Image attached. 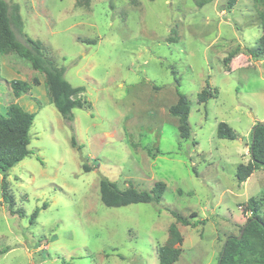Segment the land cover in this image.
Segmentation results:
<instances>
[{"label":"rangeland","instance_id":"1","mask_svg":"<svg viewBox=\"0 0 264 264\" xmlns=\"http://www.w3.org/2000/svg\"><path fill=\"white\" fill-rule=\"evenodd\" d=\"M7 1L21 6L19 39L40 40L66 79L85 86L92 107L75 108L68 121L41 73L18 55L0 54V113L13 101L24 105L8 81L40 78L22 95L36 116L30 154L6 178L12 209L0 174V264H158L172 211L204 220L178 224L184 243L174 264H218L228 236L251 215L244 212L250 197L262 199L264 216V166L241 184L236 179L238 165L251 159L253 127L264 122L255 0L231 9L227 0ZM208 82L213 96L200 103ZM177 84L191 103L189 139L170 113ZM221 121L237 139L217 136ZM103 177L147 190L162 180L166 191L159 203L107 207Z\"/></svg>","mask_w":264,"mask_h":264},{"label":"trees","instance_id":"2","mask_svg":"<svg viewBox=\"0 0 264 264\" xmlns=\"http://www.w3.org/2000/svg\"><path fill=\"white\" fill-rule=\"evenodd\" d=\"M84 0H77L76 6H82ZM212 0H197L199 6H203ZM238 0H227V7L233 8ZM89 4V0H86ZM260 8L262 34L256 53L257 57L264 56V0H255ZM24 30V20L21 14V6L18 3L10 4L7 0H0V54H15L26 60L30 66L41 73L44 77L47 94L50 102L54 104L59 113L68 121L74 119L75 108H91L92 104L84 98L85 86H74L65 77V69L59 66L52 58L47 48L40 40L25 35L21 40L18 33ZM235 52L230 53L225 62L228 63ZM11 92L16 99L23 94H31L33 84L39 83L35 77L28 81L12 79L8 81ZM179 98L170 107V113L179 118L180 137L189 139L192 135V127L189 121L191 103L187 95L179 89ZM213 96L209 82L205 89L198 94L200 103L207 102ZM36 112L27 110L20 102L13 101L7 106L4 114L0 113V174L3 175L2 194L4 200L12 209L15 205L14 197L9 192L7 176L10 170L24 160L30 154L31 128L35 120ZM217 136L235 140L238 135L233 127L225 122H219ZM73 145L77 141L73 138ZM251 159L247 164L241 163L237 167L236 179L238 183L245 182L255 170L264 166V122L254 125L252 131V142L250 145ZM90 170V166H86ZM166 191V183L162 180L156 181L154 186L147 189H138L129 181V186L122 188L117 181L103 177L100 181V193L103 204L107 207H124L139 203H159ZM262 199L250 197L245 205L244 212L251 211L250 217L238 235L228 236L223 250L220 254L218 264H264V216L260 214ZM13 211V210H12ZM39 209L33 213V219L38 216ZM175 221L168 228V239L159 247L158 264H174L183 252L184 235L180 230L179 223L197 226L204 220L191 221L190 218L172 211ZM196 216V213L192 214ZM33 222V220H32ZM6 249H0V255Z\"/></svg>","mask_w":264,"mask_h":264},{"label":"crops","instance_id":"3","mask_svg":"<svg viewBox=\"0 0 264 264\" xmlns=\"http://www.w3.org/2000/svg\"><path fill=\"white\" fill-rule=\"evenodd\" d=\"M4 59L6 60V57L4 56ZM7 62V61H6ZM8 63V62H7ZM10 67V66H9ZM39 78V77H38ZM40 79V78H39ZM42 79V78H41ZM9 93H10V91H9ZM8 93V94H9ZM19 101H21V102H23L24 103V105H25V107H27L26 105H29L30 103L29 102H27L26 100H25V97H21V98H19ZM27 108H29V107H27ZM34 109H35V107H34Z\"/></svg>","mask_w":264,"mask_h":264}]
</instances>
